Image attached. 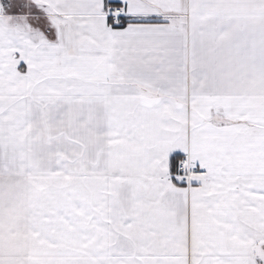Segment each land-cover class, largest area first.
Returning <instances> with one entry per match:
<instances>
[{
    "label": "snow or ice",
    "instance_id": "6c2138e0",
    "mask_svg": "<svg viewBox=\"0 0 264 264\" xmlns=\"http://www.w3.org/2000/svg\"><path fill=\"white\" fill-rule=\"evenodd\" d=\"M0 264H264V0H0Z\"/></svg>",
    "mask_w": 264,
    "mask_h": 264
}]
</instances>
